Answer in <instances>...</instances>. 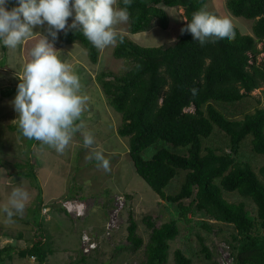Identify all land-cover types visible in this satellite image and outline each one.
I'll return each instance as SVG.
<instances>
[{"label": "trees", "instance_id": "1", "mask_svg": "<svg viewBox=\"0 0 264 264\" xmlns=\"http://www.w3.org/2000/svg\"><path fill=\"white\" fill-rule=\"evenodd\" d=\"M205 1L130 0L125 5L124 0H115L118 9L127 8V30L132 33L154 24L167 27L168 16L160 4L181 7L184 20L178 37L165 45L140 46L116 32L112 54L123 59L126 68L116 73L102 69L94 75L105 100L120 114L116 133L126 137L135 172L161 200L173 204L176 212V217L158 225L150 215L144 216L149 232L139 264H164L169 241L180 232L179 221L189 223L197 215L201 217L195 222L202 230L196 237L203 264H217L214 248L209 249L207 243L213 245L211 232L219 231L220 224L231 227L228 236L221 237L228 245L231 264H264V164L255 170L249 162L237 160L240 144L247 137L251 151L264 155V103L255 99L251 106L247 100L264 83V0H225L231 15L252 20L250 33L233 25L232 39L201 46L181 28L193 11L204 10ZM14 4L15 0H8L6 7ZM58 39L64 44L78 42L88 60L97 62L99 49L79 29L68 27ZM260 53L263 56L257 61ZM13 91L16 87L8 86L1 94L8 96ZM190 106L192 110H185ZM158 141L163 144L150 157H143L141 152ZM26 166L22 177L35 182L31 164ZM176 176L181 177L177 190L166 193L165 186ZM226 193H235L241 200L230 201ZM69 195L73 198L74 193ZM40 200L38 195L34 213L39 211ZM32 219L38 224L36 239L20 250L12 245L0 248V264L15 253L46 264V255L52 252L50 242L45 240L38 217ZM135 230L136 222L130 216L124 247L133 252L142 245ZM172 258L174 264H192L191 256L181 248L173 250Z\"/></svg>", "mask_w": 264, "mask_h": 264}, {"label": "rangeland", "instance_id": "2", "mask_svg": "<svg viewBox=\"0 0 264 264\" xmlns=\"http://www.w3.org/2000/svg\"><path fill=\"white\" fill-rule=\"evenodd\" d=\"M160 6L168 16L166 28L162 29L154 24L148 30L132 33L127 30V21H124L116 23L114 30L124 33L131 41L144 47L171 43L180 34V25L184 19L183 9L162 4ZM113 7L118 9L115 0ZM204 10L227 17L241 32L250 33L252 20L231 15L225 7V0H206ZM71 19L67 18L68 23H71ZM47 28V24L34 26L32 36L15 48H2L0 45V209L7 205L13 187L22 186L28 192L22 215L13 216L9 222L0 211V248L12 245L15 250H20L29 246L36 239L34 235L38 224H34L32 219V216H36L42 230L46 232L45 240L50 242L52 250L46 255V264H139L149 232L143 221L144 216L150 215L155 225H158L176 217V212L173 204L161 200L135 172L127 153L126 137H120L115 130L120 122V114L109 106L94 80L95 73L102 69L116 73L124 70L127 64L123 59L113 56L114 44L99 49L97 62L91 63L81 44H64L59 41L58 35L68 28L67 24L65 29L57 32L54 41L48 36ZM40 35L47 37L58 50V57L72 66L79 76L82 93L89 96L80 119L83 121V130L91 132L94 137L91 146L83 145L80 132L73 134L62 153H57L39 141L23 137L17 127L18 113L11 103L16 91L8 96L1 94L5 87H16L22 66L30 59V49L38 42ZM262 56V53L258 54L257 61ZM250 95L254 97L247 98L251 106L255 105V99L262 105L264 83L252 90ZM185 110H192V106ZM97 143L98 149L94 147ZM162 144L158 141L148 146L141 152L142 156L150 157L156 147ZM93 150L102 151L109 162L107 171L99 167L94 158L89 159ZM237 160L247 161L257 170L264 164V155L251 151L247 137L240 144ZM26 163L31 164L36 175L35 182L21 175L28 169ZM18 165L21 167L18 168ZM180 179V176L171 179L164 191H176ZM72 192L73 198L69 195ZM38 195L41 206L34 213ZM225 196L230 201L241 200L235 193H226ZM67 198L84 203L80 216L63 212L61 201ZM130 216L136 222V233L142 238V245L134 252L124 247L127 245L126 226ZM192 218L194 220L189 223L179 221L180 232L174 240L169 241L168 257L164 264H174L172 252L175 248H181L191 256L192 264L204 263L203 256L198 252L199 242L196 237L197 233L202 234V230L195 222L201 217L197 215ZM218 228L219 231L214 228L211 232L214 246L207 243L209 249L214 248L216 261L219 247L226 245L221 237H227L231 231L228 225L220 224ZM85 237L96 244L88 252L83 251L85 243L81 238ZM4 264L36 262L31 256L20 257L15 253Z\"/></svg>", "mask_w": 264, "mask_h": 264}, {"label": "clouds", "instance_id": "3", "mask_svg": "<svg viewBox=\"0 0 264 264\" xmlns=\"http://www.w3.org/2000/svg\"><path fill=\"white\" fill-rule=\"evenodd\" d=\"M8 0H0V45L15 48L32 36L33 27L47 24L48 36L54 41L57 32L69 28L79 29L97 49L116 43L114 25L127 21V8H114V0H15L6 7ZM125 5L130 0H124ZM71 17V23L67 18ZM181 32H188L201 46L214 41H227L234 37L233 24L227 17H220L203 9L192 12ZM53 43L45 36L30 49V59L18 75L16 93L11 101L18 113L17 127L20 134L34 139L62 153L72 136L80 132L85 147L94 143L91 132L83 130L81 114L89 100L82 93L78 74L72 66L62 61ZM79 121V122H77ZM99 167L109 169V162L101 150H93L89 159ZM28 192L22 186L13 187L7 205L2 211L11 222L13 216L22 215Z\"/></svg>", "mask_w": 264, "mask_h": 264}, {"label": "built area", "instance_id": "4", "mask_svg": "<svg viewBox=\"0 0 264 264\" xmlns=\"http://www.w3.org/2000/svg\"><path fill=\"white\" fill-rule=\"evenodd\" d=\"M122 199V197H120ZM62 207L66 210L67 213H73L74 216H80L82 214V208L84 206V203L79 200H73V199H65L64 201H61ZM82 242L85 243V246L83 247L84 252H88L90 249H93L96 244L94 241L89 240L87 237L81 238ZM33 259V256H31ZM217 264H231L232 263V257L229 254L228 245H221L219 247V255H218V261H216Z\"/></svg>", "mask_w": 264, "mask_h": 264}, {"label": "crops", "instance_id": "5", "mask_svg": "<svg viewBox=\"0 0 264 264\" xmlns=\"http://www.w3.org/2000/svg\"><path fill=\"white\" fill-rule=\"evenodd\" d=\"M184 20V19H183ZM116 130V129H115ZM98 145H99V143H97L94 147L96 148V149H98Z\"/></svg>", "mask_w": 264, "mask_h": 264}]
</instances>
